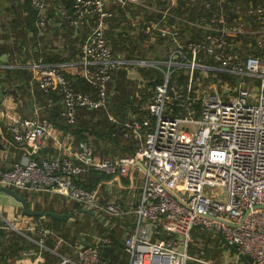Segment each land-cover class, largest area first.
<instances>
[{
	"label": "built area",
	"instance_id": "built-area-1",
	"mask_svg": "<svg viewBox=\"0 0 264 264\" xmlns=\"http://www.w3.org/2000/svg\"><path fill=\"white\" fill-rule=\"evenodd\" d=\"M31 0L38 10L36 24L45 27L52 4L60 21L87 27L79 53L71 62H28L35 102L39 92L49 95L34 104L33 115L18 113L14 103L0 99V125L12 139L29 149V155L0 165V186L18 190L53 191L77 201L84 208L104 209L114 217H135V226L123 237L128 264L207 263L192 246V232L205 228L223 233L252 264H264V0H248L244 7L227 0H189L203 4V19L179 18L169 29L147 23L146 33L177 46L163 63V72L145 110L122 125L123 135L140 141L134 153L99 158L93 147L62 140L45 111L62 104L66 124L76 123L84 109H109L115 74L125 63L114 57L106 34L114 16L109 0ZM214 4H213V3ZM170 16L168 8L160 10ZM181 24L196 25L200 39L182 44ZM13 67V66H10ZM25 67V66H24ZM68 69L83 78L91 91L74 88ZM174 71H183L184 85L170 84ZM10 105V107H9ZM59 151L56 157L40 154L42 138ZM10 139L6 140L9 150ZM90 169L121 178L143 169L145 181L140 202L125 206L112 200L103 204L98 188L88 189L79 179ZM123 185V182H120ZM3 222L5 218L0 213ZM0 222V223H1ZM30 228V227H29ZM113 239L106 235L87 245L74 246L75 257L60 255L54 264H105L102 249Z\"/></svg>",
	"mask_w": 264,
	"mask_h": 264
},
{
	"label": "crops",
	"instance_id": "crops-1",
	"mask_svg": "<svg viewBox=\"0 0 264 264\" xmlns=\"http://www.w3.org/2000/svg\"><path fill=\"white\" fill-rule=\"evenodd\" d=\"M22 2L23 0H0V36L3 32V24H6L8 27V21H14L17 24L16 29L17 33L19 34V36L17 37L19 38V40L16 41L18 49L15 52L14 58L9 57L8 64L0 60V68L8 69V76L5 77L3 75L0 78V99L8 101V103H14L17 107L18 113L25 117H28L33 115L35 102L37 105H42L45 103L46 95L42 92H39L35 102L31 97V86L29 85V81L33 77V72L29 70L28 67H26L28 60H26L21 55V53L23 49L27 48L32 52V57H37L38 53L34 52L35 49H30V46H33V40L36 36L35 32H33L34 30H32L27 25L26 20L28 13L26 12V10H24L25 6H22ZM66 4L67 7L69 4L72 6V0H67ZM179 6V0H109V9L117 10L120 8L124 13V16L126 17H124L125 20H123L119 27H114V32H124L128 35L134 34L137 39V47L139 48V51H142L143 47V51L142 53H140V56L138 58L127 57L128 53L126 48L121 49L118 52L116 51V53L114 54L115 58L121 59L123 60V62H125L119 69L126 71L127 78L137 83L134 90V100L131 101V105L127 108V113L124 118L115 113H112L113 109H109L110 114L116 115L118 119L122 118V122H125L130 117L138 114L139 110L142 111L146 109L149 101L148 97H144V94L151 90V87L147 86V81L155 80L157 72L163 75L162 68H165V65L163 63L170 57L171 52L177 47L174 42L168 41L167 39H162L159 35L154 38L150 37V35L145 32L146 27L148 26L147 23H155L159 25L160 28H171L173 24L176 25L178 19L181 18V16L178 15L179 13L177 14V12L180 11L178 9ZM165 8L169 9V12L171 14L170 16L160 12V10H163ZM16 13L20 14L19 18L16 16ZM48 15L50 20L47 23V26L39 27L36 23H34V25L36 24V27L39 29L40 34H43L45 36L44 38L53 40L52 42L47 44L46 48L43 47L41 51L46 50V52L49 53L59 52L60 54L70 55V51L64 48V46L66 45L62 41L58 40L57 26L59 24L58 22H60V20L58 21V16H60V14L55 8L54 4L50 6ZM111 21L112 18L107 21L106 31L110 27ZM180 28L182 31V39H180V41L182 44H184L188 40L186 36V33L188 32L185 31L186 28L188 30V25L181 24ZM74 31L75 35H73L72 37L79 36V40L75 42V50V48H77L78 46V43H80L84 32L87 31V27L74 26ZM55 34L57 35V37L55 36ZM39 36V33H37V37ZM17 38H15V40ZM190 39L195 38L190 36ZM3 43L4 40L0 38V45H2ZM120 47L122 48L123 46L120 45ZM3 54H7V52ZM71 57L73 56H68L67 60H63L61 62H71L75 60ZM139 60H147L151 65L156 64L158 66L159 64L162 68L160 70L154 66H141L137 63V61ZM9 62L14 63L11 69H9L8 67L10 65ZM18 68L26 70L21 73L19 78H17L16 72L14 71ZM147 70H153V75H150L149 77L145 76L144 71ZM74 72V70L68 69V77L75 78L76 74H74ZM51 109L53 110L54 108ZM47 116L50 117V113H48ZM108 116L110 118V115ZM114 124L120 126L121 130V124ZM51 125L53 127L52 123ZM55 130L58 131L62 140L72 142L74 146H77L79 144L76 141L75 135L71 134L70 132H66L59 127L55 128ZM5 142V137H0V153ZM139 143V140L132 139L131 144L133 145L134 150L137 149ZM11 150L12 154L6 160H3L0 157L1 166L8 167L13 159H18L29 155V149L22 144H18L15 149ZM109 152L110 151H108V153ZM58 153L59 151L54 147L52 141L46 137H43L40 146V154L45 157H56L58 156ZM108 153L104 154L100 151H95V155L99 158L121 157L119 154L115 155L112 153ZM98 174H104L105 176L97 179ZM131 176H134L135 178L133 182L134 188H129V185L131 183L130 176L122 177V179L115 178L96 169H90L79 179V181H84L87 183L95 182L93 189L98 188L101 195L104 197V205L109 201L116 200L129 207L130 205L136 206L140 202L145 181V174L143 169L135 170ZM120 182H123V185L120 184ZM20 194L26 197L29 207L33 210L56 211L59 213H71L72 211L76 212L74 217L68 220H60L50 216L25 215L23 213V207L21 204L15 201L12 197V199L4 198L6 203H4L5 207L3 208V215L7 217L6 220L9 223H4L5 220L0 223V225L2 226L1 228L4 229V234L0 240V264H54L60 259V255H69L76 258L74 253V246L77 243L84 245L82 243V240L92 244L96 242L98 238L106 236L105 234L107 232L112 233L111 231L115 230V234L119 233L123 241V237L127 235V233L131 229L134 228L136 223L133 214L125 217H114L104 209L84 208L77 201L71 200L64 195L53 191H29L25 189L21 190ZM1 195L0 197H2ZM75 203H78L81 206L80 209L93 210L94 215L81 213L73 209ZM85 214L97 218L100 216H105V219L101 220L99 224L96 223V226V224H94V219L84 218L83 215ZM52 218L55 220H53ZM77 218H81L82 221L88 219L91 227L89 230L82 232V234L80 233L77 240L72 241L71 236L66 234V232H69V230L72 231L74 222ZM127 221H129L128 224ZM11 222L15 224H22L24 226V230L20 232L21 234H17L15 232L11 233L8 228V226L10 227V225H13L11 224ZM6 224H8V226ZM214 237L216 236H213L212 238ZM112 239L114 242L113 237ZM113 242L110 245H106L105 248L113 247ZM207 248L208 247H206V250ZM210 251L211 250H209L208 252ZM193 252L196 253L197 250L195 252V250L193 249ZM122 256L125 260H127L128 264L127 255H124L122 253ZM200 257L203 258V255ZM234 260L241 261L238 257H236V259ZM190 264L203 263L190 262ZM229 264H231V261H229Z\"/></svg>",
	"mask_w": 264,
	"mask_h": 264
},
{
	"label": "trees",
	"instance_id": "trees-1",
	"mask_svg": "<svg viewBox=\"0 0 264 264\" xmlns=\"http://www.w3.org/2000/svg\"><path fill=\"white\" fill-rule=\"evenodd\" d=\"M247 1L248 0H227L228 7H231V4L229 3H234V2L236 4H240L241 7H244ZM188 2L189 0H179L180 6L178 9L180 11H178L177 14L179 13L178 15L181 16V18L189 19L190 21H193V22H196L197 20L199 21L202 20L203 19V4L199 2V4H196V5H188ZM22 4H23L22 6H25L24 10H26V12L28 13L27 20H26L27 25L32 30H34L33 32H35L36 37L33 40V46H30V49H35L34 52L38 53L37 57L42 56V58L46 62H61L63 60H67L68 56H73L71 58L75 59L79 53V49L75 48L74 50V47H75V42L79 40V36L72 37L73 35H75L74 26H72L68 20H63L62 22L61 21L58 22L59 24L57 26L58 40L62 41L66 45L64 46V48L70 51L69 53L70 55L60 54L59 52L49 53V52H46V50L45 51L42 50L43 51L42 52L41 49H43V47L46 48L47 44H49L53 40H49V38H44L45 36L43 34L42 35L40 34V31L36 27V24L34 25V23H36V20H37L38 10L34 8V6L31 4V0H23ZM68 10L70 12L72 11V6L70 4L68 5ZM112 11L114 12V16L111 17L112 21H111L110 27L108 28L106 32H107V35L110 40V44L113 49V54H115L116 51L118 52L121 49L126 48L127 53H128L127 57L138 58L140 56V53H142L143 51V47H142V51H139V48L137 47V39L134 34L128 35L124 32H118V33L114 32V27H119L126 17L124 16V13L121 11L120 8L117 10L113 9ZM16 16L19 18L20 14L16 13ZM58 17H59L58 19L59 21L60 16ZM7 24H8V27L6 24H3L2 26L3 32L0 38L4 40V43L0 45V55L7 52V54H9V57L14 58L15 52L18 49L16 45V41L19 40V38H17L19 36V34L17 33V29H16L17 24L14 21H8ZM185 25H188L189 31L187 30V28L185 29V31H187L190 36H192L195 39L201 38L199 34L200 30L197 28L196 25H192V24L191 25L185 24ZM130 26H131V23H130ZM37 33H39L40 35L39 37H37ZM55 36L57 37L56 34ZM15 38L17 39L15 40ZM120 45H122L123 47L121 48ZM7 71L8 69L0 68V78L3 75L7 77L8 76ZM14 71L16 72L17 78H19L21 73H23V71H26V70L18 68ZM144 75L148 77L150 75L152 76L153 70L144 71ZM68 78L73 82L75 89L81 90L83 92L91 91V87L89 86V84L80 76H76L75 78L73 77L71 78L68 77ZM114 79L117 85H116V89L114 92V98H113L114 108L112 110V113H115L121 116L122 118H124V116L127 113V108L131 105V101L134 100V90L136 88L137 83L129 80L127 78L126 71L120 70V69L119 71L116 72ZM163 79H164V76L161 73H157L155 80L147 81V86L153 88L155 87L157 83L162 82ZM186 80H187V77L184 75L183 71H174L170 78V84L181 86L185 84ZM45 95H46V99H45V102H46V100L49 99V95L48 94H45ZM144 95H145L144 97H148V101H149V98L151 97V91H148ZM52 108L54 109L52 110L51 108H49L45 111V116H47V114L50 113V117L48 116L47 117L49 121L53 124V127L54 128L59 127L63 129L64 131L70 132L71 134L75 135L76 141L78 143L86 142L90 144L96 152L100 151L104 154L110 151L109 153H112L115 155L119 154L122 157V156L129 155L131 153H134L135 150H134L133 145L131 144L132 139L127 138L123 135L124 130L122 128L120 130V126H117L114 124L116 122L110 121V118L108 115H112V114H110L109 109L108 110L107 109H93V110L84 109L80 112L76 123L73 125H70V124H66V122L61 117L62 105L60 104V102L55 107H52ZM140 112L141 111L139 110V113ZM112 116L118 119L116 115H112ZM0 137L2 138L5 137L6 140L10 139L13 141L11 142V149H15L17 145L19 144L12 139L11 134L7 132L6 128H4L2 124L0 125ZM104 176H105L104 174H98L97 179L102 178ZM79 184L88 189H93L95 182L87 183L84 181H79ZM80 208L81 206L78 203L77 204L75 203L73 209L78 211ZM83 216L84 218L94 219V224L96 223L99 224L101 220L105 219V216H100L98 218L94 216L92 217L88 214H85ZM128 223L129 221H127V224ZM1 227L2 226L0 225V240L4 234L3 233L4 229H2ZM90 227L91 225L88 219L82 221L81 218H77L74 222L72 231L69 230V232H66V234L70 235L72 241H74L78 239V236L80 235V233L82 234V232L89 230ZM111 232L112 233L107 232L105 235H110L114 238V242H113L114 245L113 247H110V248L107 247V248L102 249L103 259L105 261L107 260L108 264H127V260H125L122 256V253L124 255L126 254L124 252L122 238L119 233L115 234L116 233L115 230H112ZM195 232L197 234L195 237V240L197 241L199 240L204 243L207 238V235H205L203 231L199 228L195 229ZM210 244H212V246H215L213 247V250L210 253L211 256L215 255L214 256L215 258L217 257L216 250H218L219 248H222L221 251H223L224 249L227 250V248L223 247V243L217 238L216 239L212 238L210 240ZM203 247L196 248L192 246V251L193 249L195 250V252L197 250L196 253H198L200 256L203 255L207 257L209 247L207 248V250L204 249Z\"/></svg>",
	"mask_w": 264,
	"mask_h": 264
},
{
	"label": "water",
	"instance_id": "water-1",
	"mask_svg": "<svg viewBox=\"0 0 264 264\" xmlns=\"http://www.w3.org/2000/svg\"><path fill=\"white\" fill-rule=\"evenodd\" d=\"M0 60L3 61L4 63L8 64L9 61V54H3L2 56H0ZM116 81H114L112 88H111V93L109 95V109L112 110L113 109V98H114V92L116 89ZM0 193H5L6 195H9L10 197H12L15 201H17L19 204L22 205L23 207V213L25 215H32V216H50V217H54L60 220H68L72 217H74L75 212L76 211H72L71 213H59L56 211H45V210H33L29 207L28 205V201L26 199L25 196L21 195L18 191L8 188V187H4V186H0ZM81 213H88L91 215H94V211L93 210H88V209H79L78 210ZM202 231L205 235H207L206 238V247L208 246L212 236L208 234V230L202 227ZM221 242L225 244V246L232 251L235 255H237V257L243 262V264H252V258L249 255H244L242 253H239V251L237 250L236 246L234 244H231L226 237L223 235V233H218L217 235ZM82 243L84 245L89 246L90 243H88L87 241H83ZM205 247V248H206ZM105 264H108V261H105Z\"/></svg>",
	"mask_w": 264,
	"mask_h": 264
},
{
	"label": "rangeland",
	"instance_id": "rangeland-1",
	"mask_svg": "<svg viewBox=\"0 0 264 264\" xmlns=\"http://www.w3.org/2000/svg\"><path fill=\"white\" fill-rule=\"evenodd\" d=\"M81 42V41H80ZM78 46H79V43H78ZM78 46H77V49H79L78 48ZM21 55L26 59V60H28L27 62H33V61H37V60H39V59H42L41 57H39V58H37V57H32V52L31 51H29V49L27 48V49H23V51H22V53H21ZM9 69H11L12 67H10V66H13L14 65V63L13 62H9ZM157 73H159V72H157ZM157 76V75H156ZM152 88V87H151ZM154 88V87H153ZM153 88H152V90H153ZM6 143H4L3 144V149L1 150V153H0V157L3 159V160H6L11 154H12V150H11V148L9 149V150H7V149H5V148H8V145H5ZM19 192L21 193V191L19 190ZM2 194V195H1ZM0 195L2 196V197H0V213L2 214V216L5 218V222L4 223H9L6 219H7V217H5L4 215H3V211H4V207H5V204L4 203H6V201H5V199L4 198H11L9 195H6L5 193H0ZM12 199V198H11ZM2 221V218H1V216H0V222ZM11 224H13V225H10V227L8 226V224H6L7 226H8V228H9V230L11 231V233L12 232H15V233H17V234H21L20 232H22L23 230H24V226L22 225V224H15V223H13V222H11ZM208 234L209 235H211L212 237L213 236H215V234H214V232H212V231H208ZM196 232H195V230L192 232V240L193 241H195V237H196ZM219 239L220 240V238L218 237V236H216V237H214V239ZM221 241V240H220ZM206 240H205V242H204V249H206L205 247H206ZM207 247H209V250H213V248H212V244H210V242H209V244H208V246ZM213 247H215V246H213ZM223 247H225V248H227L226 246H225V244L223 243ZM221 249L222 248H219L218 250H216V254H217V257H216V259H215V255L213 256H211V255H209L210 254V252H208L207 253V257H205V256H203V260H205L207 263H205V264H229V261H231V264H232V262H233V264H243V262H241V261H239V260H234V259H236V257L237 256H235V254L232 252V251H230L228 248H227V250H223V251H221ZM217 251H218V253H217ZM214 254V253H213ZM214 257V258H213ZM204 264V263H203Z\"/></svg>",
	"mask_w": 264,
	"mask_h": 264
}]
</instances>
